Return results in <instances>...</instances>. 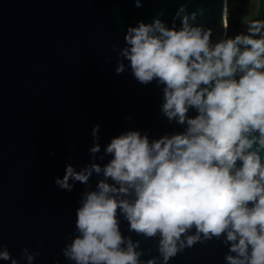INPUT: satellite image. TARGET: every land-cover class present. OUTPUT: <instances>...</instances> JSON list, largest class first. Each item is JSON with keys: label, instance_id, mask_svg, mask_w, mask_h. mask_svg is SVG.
<instances>
[{"label": "water", "instance_id": "water-1", "mask_svg": "<svg viewBox=\"0 0 264 264\" xmlns=\"http://www.w3.org/2000/svg\"><path fill=\"white\" fill-rule=\"evenodd\" d=\"M245 1L139 0L137 7V0H0V252L11 255L0 264H75L64 249L80 234L77 209L104 177L93 172L86 184L70 180L71 191L57 185V177L69 164L76 171L103 167L112 158L107 145L128 131L147 134L151 143L186 129L162 111L164 85L138 82L120 54L128 28L158 17L179 29L183 16L195 12L189 23L210 32L215 46L241 27ZM258 11L259 6L252 21ZM121 62L125 68L118 74ZM97 125L98 139L92 135ZM96 143L100 151L92 153ZM260 155L264 162V150ZM118 198L136 197L131 192ZM117 219L121 247L131 241L138 264H230L226 257L236 255L226 232L210 238L199 233L188 245L187 237L197 235L193 226L165 260L159 233L148 237L131 230L119 209Z\"/></svg>", "mask_w": 264, "mask_h": 264}, {"label": "clouds", "instance_id": "clouds-1", "mask_svg": "<svg viewBox=\"0 0 264 264\" xmlns=\"http://www.w3.org/2000/svg\"><path fill=\"white\" fill-rule=\"evenodd\" d=\"M136 6H142L139 0ZM196 14L184 15L179 29L157 17L127 30L120 54L138 82L164 85L162 111L186 129L151 143L147 134L128 131L107 145L112 158L103 167L76 171L69 164L63 178L57 177L56 184L68 191L74 187L70 180L86 184L93 172L104 177L77 209L80 234L64 249L75 264H138L131 241L121 247L118 209L131 230L160 234L165 260L195 226L197 235L187 237L188 245L199 233L210 238L226 232L230 252L236 253L226 257L230 264H264V35L255 38L264 21H252L249 35L211 46L210 32L189 23ZM124 68L121 62L117 73ZM190 109L197 114L188 116ZM98 132L99 125L92 132L96 139ZM90 151L99 152L100 145ZM131 192L134 201L118 198ZM33 258L27 256L29 262ZM0 259L11 255L5 250Z\"/></svg>", "mask_w": 264, "mask_h": 264}, {"label": "flooded vegetation", "instance_id": "flooded-vegetation-1", "mask_svg": "<svg viewBox=\"0 0 264 264\" xmlns=\"http://www.w3.org/2000/svg\"><path fill=\"white\" fill-rule=\"evenodd\" d=\"M233 3V0H228V4L231 5ZM246 13L244 14L245 20H243V24L241 27L237 28L236 30L233 31V34L231 35L230 38H235L236 35H245L246 31L249 29L250 23L252 19L254 18V15L256 14L257 7H260V0H246ZM259 15V11H258ZM258 15L256 20H258ZM250 33H248L249 35ZM229 33L226 34L228 36ZM261 35H264L263 29L261 30V33H259V37Z\"/></svg>", "mask_w": 264, "mask_h": 264}, {"label": "trees", "instance_id": "trees-1", "mask_svg": "<svg viewBox=\"0 0 264 264\" xmlns=\"http://www.w3.org/2000/svg\"><path fill=\"white\" fill-rule=\"evenodd\" d=\"M258 20L264 21V0H260V7H259V15H258ZM259 34L255 38H258ZM243 49V46H241Z\"/></svg>", "mask_w": 264, "mask_h": 264}, {"label": "rangeland", "instance_id": "rangeland-1", "mask_svg": "<svg viewBox=\"0 0 264 264\" xmlns=\"http://www.w3.org/2000/svg\"><path fill=\"white\" fill-rule=\"evenodd\" d=\"M263 31H264V29H263Z\"/></svg>", "mask_w": 264, "mask_h": 264}]
</instances>
